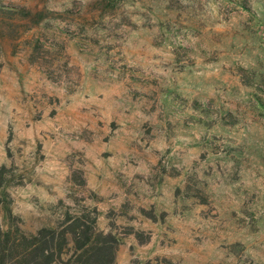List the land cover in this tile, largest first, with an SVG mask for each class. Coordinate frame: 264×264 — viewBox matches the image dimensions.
Returning a JSON list of instances; mask_svg holds the SVG:
<instances>
[{
    "label": "rangeland",
    "instance_id": "1",
    "mask_svg": "<svg viewBox=\"0 0 264 264\" xmlns=\"http://www.w3.org/2000/svg\"><path fill=\"white\" fill-rule=\"evenodd\" d=\"M86 210L114 264H264V0H0V226Z\"/></svg>",
    "mask_w": 264,
    "mask_h": 264
},
{
    "label": "trees",
    "instance_id": "2",
    "mask_svg": "<svg viewBox=\"0 0 264 264\" xmlns=\"http://www.w3.org/2000/svg\"><path fill=\"white\" fill-rule=\"evenodd\" d=\"M93 212L66 213L59 224L34 233L0 226V264H114L119 240L96 228Z\"/></svg>",
    "mask_w": 264,
    "mask_h": 264
}]
</instances>
